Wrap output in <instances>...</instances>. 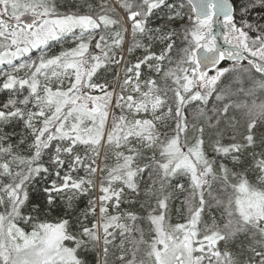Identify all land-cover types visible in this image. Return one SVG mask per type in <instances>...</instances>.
I'll list each match as a JSON object with an SVG mask.
<instances>
[{
	"label": "snow or ice",
	"instance_id": "6c2138e0",
	"mask_svg": "<svg viewBox=\"0 0 264 264\" xmlns=\"http://www.w3.org/2000/svg\"><path fill=\"white\" fill-rule=\"evenodd\" d=\"M0 264H264V0H0Z\"/></svg>",
	"mask_w": 264,
	"mask_h": 264
},
{
	"label": "trees",
	"instance_id": "16d2710c",
	"mask_svg": "<svg viewBox=\"0 0 264 264\" xmlns=\"http://www.w3.org/2000/svg\"><path fill=\"white\" fill-rule=\"evenodd\" d=\"M73 2V0H69V3H72ZM76 2H79V0H76ZM103 78H108V79H110V75L109 76H105V77H103Z\"/></svg>",
	"mask_w": 264,
	"mask_h": 264
},
{
	"label": "water",
	"instance_id": "95a60500",
	"mask_svg": "<svg viewBox=\"0 0 264 264\" xmlns=\"http://www.w3.org/2000/svg\"><path fill=\"white\" fill-rule=\"evenodd\" d=\"M214 28L217 32H219L218 25H214Z\"/></svg>",
	"mask_w": 264,
	"mask_h": 264
}]
</instances>
